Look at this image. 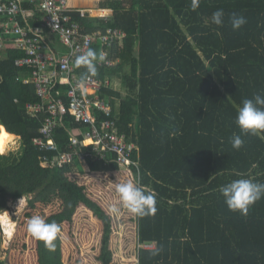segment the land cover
Instances as JSON below:
<instances>
[{"label":"trees","instance_id":"trees-1","mask_svg":"<svg viewBox=\"0 0 264 264\" xmlns=\"http://www.w3.org/2000/svg\"><path fill=\"white\" fill-rule=\"evenodd\" d=\"M69 4L113 11L107 21L79 18L89 32L95 24L127 32L109 49L115 64L100 74L110 82L101 95L111 104L110 118L117 115L120 131L137 145L141 185L156 192L158 211L141 218L119 200L117 185L135 181L137 168L92 154L86 162L53 166L56 153L35 146L44 116H30L26 105L40 98L22 80L29 70L15 65L24 53L5 36L0 143L22 154L0 161V214L10 201L27 197L28 204L6 250L0 224V264H264V197L243 216L230 211L219 192L240 178L264 183V131L243 135L235 123L242 101L264 91V0H201L195 11L191 0ZM218 9L225 12L223 26L211 22ZM233 12L247 20L238 30L228 20ZM4 21L0 17V32ZM83 132L67 113L54 139L68 150ZM233 134L243 135L239 150ZM113 205L119 214L109 212ZM35 215L61 226L54 251L28 232ZM154 248L162 251L153 256Z\"/></svg>","mask_w":264,"mask_h":264},{"label":"built area","instance_id":"built-area-1","mask_svg":"<svg viewBox=\"0 0 264 264\" xmlns=\"http://www.w3.org/2000/svg\"><path fill=\"white\" fill-rule=\"evenodd\" d=\"M102 10L73 7L69 0H0V17L5 18L0 49L5 50L2 40L9 36L14 47L24 53L15 65L29 70L22 80L33 84L40 98L27 104L26 109L32 117L44 116L33 142L40 151L56 153L51 159L53 166L63 167L76 160L86 162L92 154L106 163L112 161L125 168H137L141 184L140 164L133 158L137 145L120 131L118 116L110 118L111 104L101 95L104 88L110 87V82L100 74L115 64L109 57V49L122 44L127 32L116 27L99 29L98 24L89 32L79 19L109 20ZM95 44L101 46L108 63L98 65V74L87 79L84 85L87 91L82 94L78 85L86 68L75 66L76 55L94 49ZM67 113L84 125V138L73 136L69 149L63 150L55 141L54 133ZM2 127L0 121V132ZM87 147L89 152L84 150ZM44 159L48 161V157Z\"/></svg>","mask_w":264,"mask_h":264},{"label":"clouds","instance_id":"clouds-1","mask_svg":"<svg viewBox=\"0 0 264 264\" xmlns=\"http://www.w3.org/2000/svg\"><path fill=\"white\" fill-rule=\"evenodd\" d=\"M201 0H191L193 11L200 6ZM231 27L234 30L240 29L247 23L246 18L236 12L228 17ZM211 22L217 26L225 24V12L223 9L216 10L211 18ZM108 63L107 56L103 51H97L89 48L87 51L76 55L75 66L86 68V73L81 78L78 87L82 94L86 93L84 87L89 77H95L98 74V65ZM63 82V81H62ZM235 123L238 125L243 135L257 134L264 131V91L256 93L252 98H246L242 101V106L238 109ZM243 135L233 134L231 137L232 147L239 150L243 147L245 141ZM89 145L90 142H85ZM5 146L0 143V155H3ZM120 202L129 212L138 217L155 216L157 208V194L140 184L139 178L135 181L128 180L120 183L116 187ZM219 192L224 198V202L230 211L239 212L247 216L250 207L258 200L264 197V183L257 182L255 178H240L233 180L219 188ZM119 207L113 205L109 208L110 213L119 214ZM27 230L31 236L43 241L44 246L50 251L56 249L55 241L61 237V226L55 221L47 222L40 215L32 216L27 222ZM161 248L151 250L153 256L158 255Z\"/></svg>","mask_w":264,"mask_h":264},{"label":"rangeland","instance_id":"rangeland-1","mask_svg":"<svg viewBox=\"0 0 264 264\" xmlns=\"http://www.w3.org/2000/svg\"><path fill=\"white\" fill-rule=\"evenodd\" d=\"M114 87L116 89H120L121 88L119 83L116 84ZM21 154H22V149L21 148H19L18 150L16 149V150L5 151L3 155H0V161L1 162H6V161H8L9 157H14V156L20 158ZM27 204H28V198H26L25 201H22V200L18 199L16 201H10L9 202V210L7 211V213L9 214V216L11 217V219L13 221H15L16 219H18L20 217L21 213L24 211V209L26 208ZM1 227H2V225H1ZM15 230H16V228H15ZM2 232H3V227H2ZM10 240L11 239H8L6 237V235L4 234V232H3V245H2L3 250H6L8 248Z\"/></svg>","mask_w":264,"mask_h":264},{"label":"bare ground","instance_id":"bare-ground-1","mask_svg":"<svg viewBox=\"0 0 264 264\" xmlns=\"http://www.w3.org/2000/svg\"><path fill=\"white\" fill-rule=\"evenodd\" d=\"M19 200L25 201V198H21ZM0 223L3 227V232L6 235V237L8 239H11L13 233L15 232L17 223L11 219V217L9 216L7 212H3L2 214H0Z\"/></svg>","mask_w":264,"mask_h":264},{"label":"crops","instance_id":"crops-1","mask_svg":"<svg viewBox=\"0 0 264 264\" xmlns=\"http://www.w3.org/2000/svg\"><path fill=\"white\" fill-rule=\"evenodd\" d=\"M102 11H104L105 14H107L110 18L112 17L113 15V11L111 9H103ZM4 127V126H3ZM5 128V127H4ZM16 136V135H15ZM23 198H27V197H23ZM145 247H149V248H153L154 247V244L152 245H146Z\"/></svg>","mask_w":264,"mask_h":264},{"label":"water","instance_id":"water-1","mask_svg":"<svg viewBox=\"0 0 264 264\" xmlns=\"http://www.w3.org/2000/svg\"><path fill=\"white\" fill-rule=\"evenodd\" d=\"M0 80H1V78H0Z\"/></svg>","mask_w":264,"mask_h":264}]
</instances>
